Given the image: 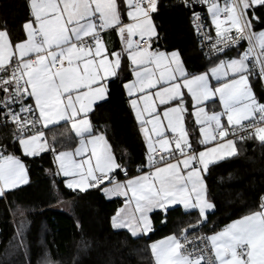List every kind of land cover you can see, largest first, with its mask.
I'll list each match as a JSON object with an SVG mask.
<instances>
[{"label": "snow or ice", "instance_id": "snow-or-ice-1", "mask_svg": "<svg viewBox=\"0 0 264 264\" xmlns=\"http://www.w3.org/2000/svg\"><path fill=\"white\" fill-rule=\"evenodd\" d=\"M27 3L25 39L16 42L6 27L0 29V108L15 125L14 139L23 155L51 150L59 172L71 177L66 183L73 190L99 188L107 181L110 186L102 189L106 196L125 198L112 217V227L126 228L132 237L153 231L150 213H167L177 204L185 210L198 209L200 219L190 227L202 225L207 211L215 207L204 179L210 165L237 155L234 138L239 133H247L239 136L241 140L254 136L264 143V102L249 80L251 57L264 78V31L252 30L253 20L259 19L255 8H264V0H225L223 7L216 0H184L186 6L207 5L210 26L215 28L213 41L203 30L201 14L193 12L198 34L213 41L210 48L219 61L199 74L186 69L179 51L153 48L157 32L152 13L157 11V0ZM110 31L119 37V50L111 46L110 38L105 39ZM242 40L249 47L238 58H220ZM126 66L133 79L123 86L146 145V159L138 169L141 174L119 181L116 170L127 176V169L90 114L106 102L110 82ZM210 102H218L221 110L208 111ZM17 104L18 112L12 107ZM189 116L199 126L197 143L204 150L193 146L186 128ZM61 121L69 123L79 138L73 151L57 152L46 139L43 129ZM5 151L0 150V196L29 182L26 165ZM158 151L163 154L157 156ZM198 239L199 245L184 229L179 236L153 242L155 264H264V197L259 210Z\"/></svg>", "mask_w": 264, "mask_h": 264}, {"label": "trees", "instance_id": "trees-1", "mask_svg": "<svg viewBox=\"0 0 264 264\" xmlns=\"http://www.w3.org/2000/svg\"><path fill=\"white\" fill-rule=\"evenodd\" d=\"M174 13L186 18L191 11L166 0L157 16L161 28L167 16ZM257 14L259 20L253 21L256 31L264 28V8L259 7ZM28 19L27 0H0V27H6L14 41L25 38L23 25ZM131 77L126 66L121 76L110 82L106 102L91 113L93 125L106 131L129 174L146 159L145 142L123 86ZM53 130L50 140L56 151L77 145L78 137L65 125ZM238 144L241 150L237 155L212 164L206 174L208 197L215 207L205 223L192 229L190 226L198 221L195 212L175 207L167 213L154 212L153 231L138 237L112 227L121 199L109 198L100 187L86 192L68 189L57 175L51 150L34 157L23 156L30 182L0 197V264H44L45 260L53 264H155L150 252L152 241L171 233L180 235L184 229L188 234L210 235L231 220L259 209L264 197V143L253 136ZM115 175L122 177L123 171Z\"/></svg>", "mask_w": 264, "mask_h": 264}, {"label": "crops", "instance_id": "crops-1", "mask_svg": "<svg viewBox=\"0 0 264 264\" xmlns=\"http://www.w3.org/2000/svg\"><path fill=\"white\" fill-rule=\"evenodd\" d=\"M165 1L166 0H157V11L154 12V13H152V20H153V23H154V25L156 27V32H157V36L153 38L154 39L153 48H158V49H160L162 51H167V52L179 51V53L181 55V58H182V60L184 62V65H185L186 69L190 73H197V74H199V73H203V72L209 70L212 66H214V63H218L219 61L216 60V57L215 58H206L201 53L198 45L196 44L195 31H194V28H193V25H192V22H191V13L188 16H186V18H185V16L183 14H180V13H174L171 16H167L166 24H164L165 27H164V29L161 28L162 26H160V21H158L157 16L160 14V11L162 9V5L165 3ZM216 2L219 3L218 1H216ZM118 3H120V0H118ZM258 8H259V6H257L255 8V16L259 18L258 14H257V9ZM249 15L250 16L252 15V10L251 9L249 10ZM123 19H124L125 22H128L127 21L126 13L123 16ZM258 20L259 19H255L253 21L255 22V21H258ZM0 29H3V28L0 27ZM213 29H214V32H215L214 26H213ZM257 31H258V33L260 31H264V28H261V29H259ZM104 36H105V39L106 40L109 39V38L111 39V41H112L111 46L112 47H114L116 50H119L120 49V46H121L120 45V40H119V37L116 34V32L110 31L108 33H105ZM25 38H26V34H25ZM138 38L139 37H133L134 40H138ZM171 45H173V47H171ZM181 46H183V47H181ZM239 54H241L240 51H233L231 53H228L226 56L222 55L220 58L221 59L238 58ZM124 63H129L127 61L126 57H125ZM132 79H133V77H131L130 80H132ZM130 80H128V81H130ZM249 80H250V84H251V86L253 88V91L256 94L257 98H259L261 100V102H264V83L260 79L256 78L253 75V73L249 76ZM212 110H215V111H220L221 110L218 102L216 104H212L211 102L208 104V111L211 112ZM133 115H134V113H133ZM90 118H91V114H90ZM91 121H92V119H91ZM62 125H65L66 128L68 127V129L74 133V131L71 129V125L69 123H66V122L61 121L59 124L50 125L48 128L43 129L45 131V133H46V139L48 140V142H49L50 145L52 144L51 143L52 140H50L51 139L50 136L54 133V130L53 129L55 127L62 126ZM186 128H187V130L189 132L190 139L193 142V146L196 147L198 150H204V147L205 146L199 145L197 143V139L200 137V132H199V126L196 125V123H195V117L194 116H189L188 117V119L186 121ZM256 140L259 141L258 139H256ZM76 146H78V143H77ZM209 146H211V145H209ZM75 147L70 148V149H63V150H60V151H73L75 149ZM145 147H146V145H145ZM236 147L238 149V152H240L241 146L238 143H236ZM57 152H59V151H57ZM42 153L43 152L39 153V155L42 154ZM11 154H14L15 156L19 157L22 160V162L26 165V168H27V171H28L29 182H30L31 177H30L28 163L23 158V156H25V155H23V152H22V149H21L19 143H17L12 148V153ZM26 157H29V156H26ZM31 157H34V156H31ZM231 157H233V156H231ZM227 158H230V157H225L224 159H227ZM224 159H222V160H224ZM222 160H218L215 163H217L219 161H222ZM56 166H57V171H56L57 172V175L60 176L63 179L64 184L67 187V183L66 182H67V180L71 179V177H65L63 175V173L59 172V166H58V163L57 162H56ZM118 170H116V173L118 172ZM139 174H141V173L140 172L131 173L129 176L123 178L120 181H125L126 179H128V178H130L132 176H135V175H139ZM205 177H206V174L204 175V179H205ZM205 182H206V180H205ZM27 184H22V185H20L17 188L23 187V186H25ZM17 188H15V189H17ZM68 189H70V188H68ZM91 189H93V188L90 187V188L86 189L83 192L89 191ZM11 190H14V189H11ZM11 190H6L5 195H6V193L8 191H11ZM70 190H73V189H70ZM73 191L81 192L78 188L75 189V190H73ZM5 195H3V196H5ZM3 196H0V197H3ZM116 198H119L122 201V203L119 206V208L123 207L125 200H123L122 198H124V197H116ZM208 199H209V197H208ZM209 201L211 202L210 199H209ZM175 207H181L186 212H195V214L197 215L198 220L200 219L198 209L185 210L184 207H183V205H180V204L170 206L169 209H172V208H175ZM213 210H214V208L208 210L207 213H206V215L208 213L212 212ZM256 210H259V209H255V210H252V211H256ZM157 211H161V210H155L154 212H157ZM116 212H115V214H116ZM153 213H150L151 219H152V214ZM249 213L250 212H248V213H246L244 215H247ZM244 215H242V216H244ZM242 216L231 220L226 225L232 223L236 219L241 218ZM152 222H153V220H152ZM226 225H224L223 227H221L220 229H218V230H216L214 232H217V231L222 230ZM153 227H154V225H153ZM116 230H127V229L124 228V229H116ZM214 232H212L211 234H213ZM150 233L151 232H149L148 234H150ZM148 234H146V235H148ZM173 234L178 235L176 233L168 234V235H166L164 237H161V238H158V239L152 241L150 243V245L153 242L157 241V240L164 239L165 237H167L169 235H173ZM142 235H145V234H139L138 236H142ZM138 236H136V237H138ZM150 252H151V248H150ZM151 254H152V252H151Z\"/></svg>", "mask_w": 264, "mask_h": 264}, {"label": "built area", "instance_id": "built-area-1", "mask_svg": "<svg viewBox=\"0 0 264 264\" xmlns=\"http://www.w3.org/2000/svg\"><path fill=\"white\" fill-rule=\"evenodd\" d=\"M216 1H218L220 3L221 7H223L224 4H225V0H216ZM173 3L175 5H182V6H184L185 8H187V9H189L191 11V22H192V25H193V28H194V31H195L196 41H197V44H198V47H199L201 53L206 58H215L216 55L212 52V50L210 48V44L215 40V32H214L213 26H210L211 25V17H210V15L207 12V5H203V4H200V3H195L192 6H186L185 3H184V0H173ZM193 12H197V13L201 14V20H202V22L204 24V29L203 30L210 33V35L213 38V41L205 40L203 36L198 34V32L196 30V25L193 22V20H194ZM252 30L257 33V31L254 30V28ZM248 47H249L248 41L247 40H242V41H240L238 46L226 49V53L228 54V53H231L233 51H240L241 53H243L246 49H248ZM262 59H264V58H262ZM249 66H250V68L253 69V71H252L253 75L256 78L260 79L264 83V78H261V76H260V68H259V65H257L256 62H255V57H251L250 58ZM0 98H2V94H0ZM28 102L30 103L31 101H28ZM12 107L17 112L20 109V106L18 104L17 105H13ZM5 111H6L5 109L0 108V150L6 149L4 154L7 155V154H11L12 153L11 146L16 145L18 143V140L14 139V133H15V130H16L15 129V125L13 123H11L10 118L6 119V117L4 115ZM5 132H7V136L6 137H4ZM240 135H247V133H239L234 138L236 143L244 141V140H241L239 138ZM230 138H232V137H230ZM162 154H163L162 152H159V151L157 152V156L162 155ZM138 169L136 170V172H139ZM129 175H130L129 172L127 171V176H129ZM127 176L123 172V176L122 177H119V176L115 175V178L120 181V180H122L123 178H125ZM107 186H110V185L108 184L107 181H105V183L103 185H101L100 188L107 187ZM122 199L125 200L124 198H122ZM188 235H189L190 239H194L196 244L199 245L200 242H199L198 237H200L201 235H208V234L205 233V232H199V233L188 234ZM189 247H191V246H189Z\"/></svg>", "mask_w": 264, "mask_h": 264}, {"label": "water", "instance_id": "water-1", "mask_svg": "<svg viewBox=\"0 0 264 264\" xmlns=\"http://www.w3.org/2000/svg\"><path fill=\"white\" fill-rule=\"evenodd\" d=\"M197 224V223H196ZM196 224H194V225H196ZM199 227V226H198ZM198 227H196V228H192V229H198Z\"/></svg>", "mask_w": 264, "mask_h": 264}, {"label": "rangeland", "instance_id": "rangeland-1", "mask_svg": "<svg viewBox=\"0 0 264 264\" xmlns=\"http://www.w3.org/2000/svg\"><path fill=\"white\" fill-rule=\"evenodd\" d=\"M253 28H254V30H255L254 24H253ZM257 33H258V31H257Z\"/></svg>", "mask_w": 264, "mask_h": 264}]
</instances>
